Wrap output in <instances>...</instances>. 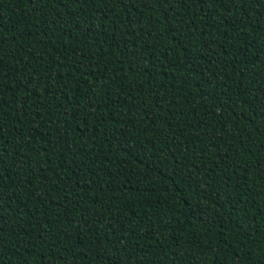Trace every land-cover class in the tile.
Segmentation results:
<instances>
[{"label": "trees", "instance_id": "1", "mask_svg": "<svg viewBox=\"0 0 264 264\" xmlns=\"http://www.w3.org/2000/svg\"><path fill=\"white\" fill-rule=\"evenodd\" d=\"M0 228V264H264V0H0Z\"/></svg>", "mask_w": 264, "mask_h": 264}, {"label": "snow or ice", "instance_id": "2", "mask_svg": "<svg viewBox=\"0 0 264 264\" xmlns=\"http://www.w3.org/2000/svg\"><path fill=\"white\" fill-rule=\"evenodd\" d=\"M177 23L179 24V21H177ZM0 231H2V228H0Z\"/></svg>", "mask_w": 264, "mask_h": 264}]
</instances>
